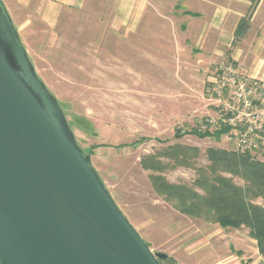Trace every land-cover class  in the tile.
I'll return each mask as SVG.
<instances>
[{
    "label": "rangeland",
    "instance_id": "obj_1",
    "mask_svg": "<svg viewBox=\"0 0 264 264\" xmlns=\"http://www.w3.org/2000/svg\"><path fill=\"white\" fill-rule=\"evenodd\" d=\"M138 1L143 8L129 19L120 0H82L63 7L52 26L35 19L19 34L121 210L152 251L167 255L163 264H264L247 226L222 228L179 212L153 188L151 174L204 194L207 151L231 149L224 135L189 132L215 114L208 87L221 59L180 27L182 0ZM249 155L264 162V150Z\"/></svg>",
    "mask_w": 264,
    "mask_h": 264
},
{
    "label": "water",
    "instance_id": "obj_2",
    "mask_svg": "<svg viewBox=\"0 0 264 264\" xmlns=\"http://www.w3.org/2000/svg\"><path fill=\"white\" fill-rule=\"evenodd\" d=\"M121 210L0 0V264H161Z\"/></svg>",
    "mask_w": 264,
    "mask_h": 264
},
{
    "label": "crops",
    "instance_id": "obj_3",
    "mask_svg": "<svg viewBox=\"0 0 264 264\" xmlns=\"http://www.w3.org/2000/svg\"><path fill=\"white\" fill-rule=\"evenodd\" d=\"M2 1L19 32L21 28L30 27L35 19L52 26L63 7L82 2ZM120 3L123 13H129V17L126 15L129 19L133 8H143V2L138 0H120ZM178 3H175L177 8ZM182 6L179 10V17H182L180 27L188 31L190 40L201 44L205 51L215 52L219 59L232 60L247 74L264 80V0H182Z\"/></svg>",
    "mask_w": 264,
    "mask_h": 264
},
{
    "label": "trees",
    "instance_id": "obj_4",
    "mask_svg": "<svg viewBox=\"0 0 264 264\" xmlns=\"http://www.w3.org/2000/svg\"><path fill=\"white\" fill-rule=\"evenodd\" d=\"M62 106L67 114L65 105ZM73 126V121H69ZM228 131L224 128L214 132H200L196 128L189 132L200 137L211 136L220 139ZM177 135L181 131L177 130ZM185 133V132H183ZM175 146H170L174 148ZM188 151L186 146H177ZM91 154V151L86 150ZM208 157L212 161L210 174H202L200 185L204 194L184 184H174L160 175H149L154 190L165 199L174 200L175 208L182 213L203 218L207 222L216 223L222 228H240L247 226L249 234L256 240L260 255L264 256V203L252 200L261 198L264 202V162L252 158L249 154H238L232 150L210 148ZM143 167H157L141 161ZM228 171L240 176L244 186L235 184L231 178L224 177L220 172ZM149 245V244H148ZM165 259V258H164ZM164 259H160L161 264Z\"/></svg>",
    "mask_w": 264,
    "mask_h": 264
},
{
    "label": "built area",
    "instance_id": "obj_5",
    "mask_svg": "<svg viewBox=\"0 0 264 264\" xmlns=\"http://www.w3.org/2000/svg\"><path fill=\"white\" fill-rule=\"evenodd\" d=\"M211 117L198 121L200 132L224 128L230 149L238 154L264 150V80L247 74L234 61L221 59L208 87Z\"/></svg>",
    "mask_w": 264,
    "mask_h": 264
}]
</instances>
